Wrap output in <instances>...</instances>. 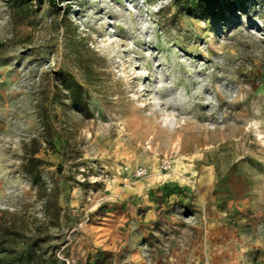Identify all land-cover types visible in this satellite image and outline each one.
Here are the masks:
<instances>
[{"label": "rangeland", "instance_id": "374dc122", "mask_svg": "<svg viewBox=\"0 0 264 264\" xmlns=\"http://www.w3.org/2000/svg\"><path fill=\"white\" fill-rule=\"evenodd\" d=\"M23 1L0 0V211L65 264H264V7Z\"/></svg>", "mask_w": 264, "mask_h": 264}, {"label": "trees", "instance_id": "16d2710c", "mask_svg": "<svg viewBox=\"0 0 264 264\" xmlns=\"http://www.w3.org/2000/svg\"><path fill=\"white\" fill-rule=\"evenodd\" d=\"M55 7L56 2L65 0H47ZM224 0H173L175 10L184 14H197L204 17L212 9H218ZM236 4L241 0H231ZM250 1V0H242ZM261 7H264V0H255ZM17 6H21L24 1H15ZM235 5L230 4L228 9H233ZM60 85L67 93L68 100L76 103L82 99L81 86L74 78L68 74H61ZM51 145L56 149L62 144L58 138L51 139ZM36 181L35 179L33 180ZM161 197H163L161 195ZM164 198V197H163ZM158 204V200H157ZM57 212V210H56ZM57 215V213H56ZM52 238L45 223L37 217L29 218V222L24 219H17L8 211H0V264H65L56 255L53 246H49ZM85 264H112L111 258L104 252L99 253L93 259L87 256Z\"/></svg>", "mask_w": 264, "mask_h": 264}, {"label": "crops", "instance_id": "0c3cea01", "mask_svg": "<svg viewBox=\"0 0 264 264\" xmlns=\"http://www.w3.org/2000/svg\"><path fill=\"white\" fill-rule=\"evenodd\" d=\"M151 205V206H150ZM137 208H141V209H147V212L149 213L150 212V210H152L153 208V203L152 202H148V203H145V204H141V205H139V206H136ZM139 218V217H138ZM132 219L130 220V219H128V218H126L125 220L123 219L122 220V222H121V224L123 223V224H126V226H127V228L129 227V225H130V223H132ZM142 227L143 228H145L146 227V225L144 224V225H142Z\"/></svg>", "mask_w": 264, "mask_h": 264}, {"label": "bare ground", "instance_id": "6f19581e", "mask_svg": "<svg viewBox=\"0 0 264 264\" xmlns=\"http://www.w3.org/2000/svg\"><path fill=\"white\" fill-rule=\"evenodd\" d=\"M159 48V47H158ZM166 58V57H165ZM194 65V64H193ZM163 75V74H162ZM140 76L134 77L130 79V84L132 85V88L135 87L134 81L137 80V78H139ZM132 82V83H131ZM134 84V85H133ZM203 117V116H202ZM201 117V118H202Z\"/></svg>", "mask_w": 264, "mask_h": 264}, {"label": "built area", "instance_id": "2783aa9c", "mask_svg": "<svg viewBox=\"0 0 264 264\" xmlns=\"http://www.w3.org/2000/svg\"><path fill=\"white\" fill-rule=\"evenodd\" d=\"M143 173H144L143 170H139V171H137V173L135 174V176H141Z\"/></svg>", "mask_w": 264, "mask_h": 264}]
</instances>
